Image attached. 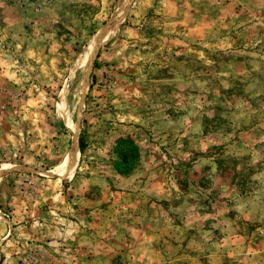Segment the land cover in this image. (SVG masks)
<instances>
[{
  "label": "rangeland",
  "instance_id": "1",
  "mask_svg": "<svg viewBox=\"0 0 264 264\" xmlns=\"http://www.w3.org/2000/svg\"><path fill=\"white\" fill-rule=\"evenodd\" d=\"M120 1L0 0V264H264V0H131L83 92Z\"/></svg>",
  "mask_w": 264,
  "mask_h": 264
},
{
  "label": "bare ground",
  "instance_id": "2",
  "mask_svg": "<svg viewBox=\"0 0 264 264\" xmlns=\"http://www.w3.org/2000/svg\"><path fill=\"white\" fill-rule=\"evenodd\" d=\"M131 0H121L119 2V6L117 8V11L113 17L112 20H110L107 24L103 26L95 35L92 42L89 44V47L86 48L85 52L82 54L80 61L78 64L81 65V67L85 70L86 76L83 82V92L87 88V79L89 71L92 67L94 57L96 56L99 48L109 41L111 38H113L116 29H117V21L121 18V16L127 11L128 6L130 4ZM64 95V93L62 94ZM64 96H62L61 99H63ZM63 101V100H62ZM74 128V127H73ZM77 156L78 151L75 150L73 155L69 158L70 162H68L67 169L65 175L66 179H69L72 177L76 164H77Z\"/></svg>",
  "mask_w": 264,
  "mask_h": 264
},
{
  "label": "trees",
  "instance_id": "3",
  "mask_svg": "<svg viewBox=\"0 0 264 264\" xmlns=\"http://www.w3.org/2000/svg\"><path fill=\"white\" fill-rule=\"evenodd\" d=\"M80 146H81V149L83 150V148H84V142H83V140L80 141Z\"/></svg>",
  "mask_w": 264,
  "mask_h": 264
}]
</instances>
